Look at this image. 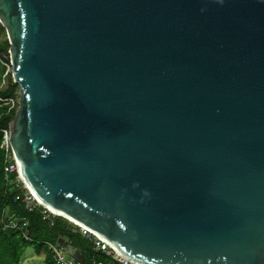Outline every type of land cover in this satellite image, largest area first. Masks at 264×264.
<instances>
[{
	"label": "water",
	"instance_id": "obj_1",
	"mask_svg": "<svg viewBox=\"0 0 264 264\" xmlns=\"http://www.w3.org/2000/svg\"><path fill=\"white\" fill-rule=\"evenodd\" d=\"M0 23L43 208L134 264H264V0H0Z\"/></svg>",
	"mask_w": 264,
	"mask_h": 264
},
{
	"label": "trees",
	"instance_id": "obj_2",
	"mask_svg": "<svg viewBox=\"0 0 264 264\" xmlns=\"http://www.w3.org/2000/svg\"><path fill=\"white\" fill-rule=\"evenodd\" d=\"M6 34L5 29L0 23V37ZM8 38L0 39V98L8 99L18 95L19 88L14 84L11 74L7 77V82L3 85V77L6 68L1 61L2 56H9ZM7 62H10L7 60ZM8 107L0 102V264H20L22 258L29 247H35L40 252H48L47 264H54L49 246L55 244L61 232L72 233L71 240L80 245L83 250L85 264H95L96 262L108 263L111 258L102 251H97L94 246L85 240L77 232L68 229L70 222L55 217L50 221L44 215V208L29 212L22 202L23 188L18 187L15 183L11 184L6 177L5 172V151L2 148L4 141V130H9L14 114L7 115ZM16 180V174H12L10 180ZM11 220L18 221L20 226H25L28 231L29 239L26 238L23 230L4 229L2 222ZM53 223V224H52ZM71 224V223H70Z\"/></svg>",
	"mask_w": 264,
	"mask_h": 264
},
{
	"label": "built area",
	"instance_id": "obj_3",
	"mask_svg": "<svg viewBox=\"0 0 264 264\" xmlns=\"http://www.w3.org/2000/svg\"><path fill=\"white\" fill-rule=\"evenodd\" d=\"M4 60L1 61L2 65L6 68V73L3 77V85L7 82V77L11 74V64L10 62H7V60L10 61V55L9 56H2ZM0 102L8 107L7 115H12L16 113L19 107V97H12L8 99H2L0 98ZM15 115V114H14ZM2 148L5 151V172L7 180L10 183H15L18 187L23 188V197L22 202L25 206L26 210L29 212H32L34 210H37L38 208L42 207L41 204L36 200V198L32 195V193L26 188L24 183L22 182L21 177L18 173V166L15 162L14 155L12 152V148L10 145L9 140V130H4V141L2 143ZM12 174H16V180H10V177ZM43 208V207H42ZM44 214L49 215V217H57L54 214L50 213L48 210L44 208ZM68 221V220H67ZM70 222V221H68ZM71 224L75 225L83 235H85L88 239H90L94 244L98 251H102L106 253L107 256L111 258L110 262H114L115 264H134L123 257H121L119 254H117L107 243L103 242L99 237H97L92 231L88 230L87 228H84L82 226L76 225L72 222ZM2 226L4 229H20L23 230L25 233V236L27 239H29L28 231H25V226H20L18 221L11 220L9 222H2ZM55 262L56 264H76L75 258L68 257L63 250L61 249H55ZM103 264V263H99Z\"/></svg>",
	"mask_w": 264,
	"mask_h": 264
},
{
	"label": "crops",
	"instance_id": "obj_4",
	"mask_svg": "<svg viewBox=\"0 0 264 264\" xmlns=\"http://www.w3.org/2000/svg\"><path fill=\"white\" fill-rule=\"evenodd\" d=\"M19 97L18 95L16 96V98ZM12 184V183H11ZM45 215V214H44ZM45 217H47L50 221H53L55 217H49V215H45ZM53 224V223H52ZM68 229L74 231V232H77L79 235H81L85 240H87L88 242H90L94 248L96 249L95 247V244L90 240L88 239L85 235H83L81 233V231L73 224H70L68 225ZM70 233V232H68ZM72 234V233H71ZM59 238V237H58ZM58 241V239H57ZM70 243L76 247L83 255V260H84V264H85V259H84V254H83V250L82 248L80 247V245H76V243H74L71 239H70ZM30 249V251L27 252V250ZM25 254H24V261H22L24 264H47V261H48V252L46 250H42L40 252H38L35 247H29ZM33 248V250H32ZM49 249L51 250V255H52V259H53V262L54 264H56L55 262V249H61L64 251V253L70 257V258H74V256H71L69 255L63 248H61L60 246H58L57 242L55 244H52L49 246ZM97 250V249H96ZM98 251V250H97ZM23 259V258H22ZM76 259V258H75ZM99 263H103V262H96L95 264H99ZM110 263V262H108ZM108 263H105V264H108ZM76 264H81L77 259H76ZM104 264V263H103Z\"/></svg>",
	"mask_w": 264,
	"mask_h": 264
},
{
	"label": "rangeland",
	"instance_id": "obj_5",
	"mask_svg": "<svg viewBox=\"0 0 264 264\" xmlns=\"http://www.w3.org/2000/svg\"><path fill=\"white\" fill-rule=\"evenodd\" d=\"M6 37H7V35L4 33V34L1 35L0 39L6 38ZM30 249H31V248H29V249L27 250V252L30 251ZM32 250H33V248H32ZM27 252H26V253H27ZM24 259H25V258L23 257L22 261H24ZM22 261H21L20 264H24Z\"/></svg>",
	"mask_w": 264,
	"mask_h": 264
}]
</instances>
